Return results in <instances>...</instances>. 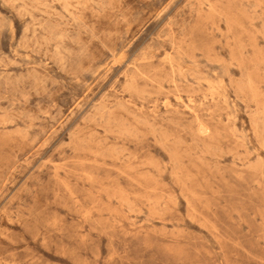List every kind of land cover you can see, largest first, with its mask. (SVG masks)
<instances>
[{"label": "rangeland", "instance_id": "obj_1", "mask_svg": "<svg viewBox=\"0 0 264 264\" xmlns=\"http://www.w3.org/2000/svg\"><path fill=\"white\" fill-rule=\"evenodd\" d=\"M0 264H264V0H0Z\"/></svg>", "mask_w": 264, "mask_h": 264}, {"label": "bare ground", "instance_id": "obj_2", "mask_svg": "<svg viewBox=\"0 0 264 264\" xmlns=\"http://www.w3.org/2000/svg\"><path fill=\"white\" fill-rule=\"evenodd\" d=\"M211 9V8H210ZM156 16V15H155ZM96 73V72H95ZM175 98V97H174Z\"/></svg>", "mask_w": 264, "mask_h": 264}]
</instances>
